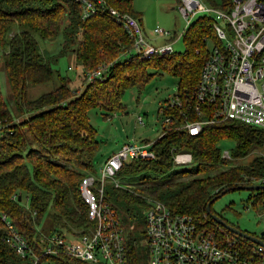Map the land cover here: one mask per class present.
<instances>
[{"label":"trees","instance_id":"obj_1","mask_svg":"<svg viewBox=\"0 0 264 264\" xmlns=\"http://www.w3.org/2000/svg\"><path fill=\"white\" fill-rule=\"evenodd\" d=\"M103 1L135 18L141 28L128 0ZM203 1L220 9L229 4V0ZM105 10L81 18L76 0H0V61L9 91L8 100L0 95V216L34 255L39 254L40 233L72 237L88 225L77 190L83 175L96 172L93 157L98 140L88 121V109L98 108L102 116L123 110V91L130 87L139 90L153 75L147 73V67L172 75L176 93L183 88L190 90L206 53L202 37L213 39L210 18L199 15L180 36L183 42L194 41V49L139 59L126 53L131 40ZM38 40L56 41V52L39 49ZM66 52L79 68L73 77L52 68ZM100 65L105 66L102 79L86 82L85 72ZM41 83L54 84L34 98H26L27 85ZM161 113L173 122L152 140L143 139L149 141L154 159L121 163L116 175L124 178L127 187L103 185V199L123 231L128 264H144L146 258L144 247L139 250L131 236L138 223L143 229V196L161 201L171 213L190 215L214 231L220 226L205 215V202L223 187L261 183L264 178V128L226 118L205 122L196 134H187L176 125L183 114L192 119V112L180 105L163 106ZM220 139L232 141L228 158L220 156ZM170 147L189 152L187 167L173 168ZM252 147L262 148V153H255L245 163L234 162ZM148 173L152 180L139 181ZM135 175L138 181H133ZM247 190L246 201L252 210L264 211V187ZM142 229L139 234L143 237ZM6 233L0 219V264H30L27 253L20 256L8 245ZM263 235L259 238L264 242ZM239 240L249 247L246 240ZM255 257L264 263V251ZM40 262L88 264L64 255L41 256Z\"/></svg>","mask_w":264,"mask_h":264},{"label":"built area","instance_id":"obj_2","mask_svg":"<svg viewBox=\"0 0 264 264\" xmlns=\"http://www.w3.org/2000/svg\"><path fill=\"white\" fill-rule=\"evenodd\" d=\"M76 2L81 18L106 9L131 40L127 54L149 59L172 51L168 31L158 27L151 29L149 36L168 39L158 45L151 44L135 18L127 13L107 6L103 0ZM176 3V10L184 22L177 38L199 15L210 18L213 36L209 38L210 45L206 47L190 90L181 89L163 105H183L185 110L192 112V119H186L183 114V120L176 127L187 134H196L205 122L230 118L264 128V0H229L223 9L201 0H177ZM206 39L202 37L204 42ZM104 68L100 65L85 72V81L102 79ZM137 120L140 122V117ZM162 121L156 136L173 122L168 114L162 115ZM148 144L149 141L144 140L122 143L102 160L95 173L79 179L77 190L88 222L82 233L72 237L40 233L39 254L34 255L26 241L1 215L7 229L5 241L18 255L27 253L30 264H44L38 263L41 256L61 258L62 255L88 264H128L123 231L110 205L103 199V185L127 187L124 181L119 183L116 171L122 162L130 159H154ZM169 154L172 165L190 162V154L185 150L170 147ZM220 156L228 158L229 153L223 150ZM259 181L264 183V178ZM142 199L145 203L142 212L144 264H264L262 260L253 259L263 253L261 246L246 241L247 248L240 243L239 237L224 228L211 231L190 215L171 213L157 199L148 196Z\"/></svg>","mask_w":264,"mask_h":264},{"label":"rangeland","instance_id":"obj_3","mask_svg":"<svg viewBox=\"0 0 264 264\" xmlns=\"http://www.w3.org/2000/svg\"><path fill=\"white\" fill-rule=\"evenodd\" d=\"M128 1L131 4V9L140 13L141 24L151 44L158 45L162 43L161 38L148 35L151 29L158 27L173 34L172 39L168 40L173 53H181L185 48L188 50L194 49V41L187 43L186 41H181V37L177 38L184 27V22L176 10L177 3L175 0ZM210 34L212 35L211 30ZM206 37L205 45L209 47L210 36L206 35ZM37 43L39 49L41 48L47 53L56 52L58 47L56 41L45 43L38 40ZM67 67H69V70ZM52 68L57 70L60 75L68 77H73L74 72L79 71L70 52H66L65 55L59 57L55 64L52 65ZM146 71L153 75L149 76L139 90L130 87L123 91L120 98L123 110L102 116L98 108L92 107L88 109V121L95 128V136L98 140L97 149L93 157V164L96 168L108 154L122 143L127 141L139 143L144 138L152 140L158 134L160 125L163 124L161 107L172 100L175 95L176 81L168 72L158 71L151 67H147ZM51 84L54 83L27 85L26 98L31 99L45 92L50 88ZM0 95L4 100H8L9 91L1 61ZM137 117H140V122ZM231 145L232 141L229 139H220L218 141L220 152L223 150L228 151ZM260 150L262 148L252 147L244 156L234 159V162L245 163L255 153L261 154ZM189 163L173 165V168L187 167ZM150 175L152 174L148 173L144 178H139V181L152 180L153 178H150ZM132 179L133 181H138L136 175ZM118 181L119 183H122V181L127 183L124 178H120ZM248 192L246 188H233L222 192L211 201V211L220 215L223 220L235 225L240 230L255 234L263 231L264 234V211L260 213L252 210V207L246 201ZM136 226L133 227L131 236L137 240L139 250L143 251V237L139 234L142 225L138 223Z\"/></svg>","mask_w":264,"mask_h":264},{"label":"water","instance_id":"obj_4","mask_svg":"<svg viewBox=\"0 0 264 264\" xmlns=\"http://www.w3.org/2000/svg\"><path fill=\"white\" fill-rule=\"evenodd\" d=\"M264 187V183H251V184H239V185H235V186H228V187H223L222 189H220L216 194H214L211 198H209L204 205V213L205 215H207L215 224L219 225L220 227L224 228L225 230H227L228 232L234 234L235 236L244 239L246 241H249L255 245L261 246L262 248H264V242L259 238L260 236L263 235V231H261L260 233H258L256 236L254 235H250L246 232H243L235 227H232L231 225L227 224L225 221H223L222 219H220L219 217H217L214 213H212L210 211V203L211 201L218 196L219 194H221L222 192L228 190V189H232V188H251V189H256V188H263Z\"/></svg>","mask_w":264,"mask_h":264},{"label":"crops","instance_id":"obj_5","mask_svg":"<svg viewBox=\"0 0 264 264\" xmlns=\"http://www.w3.org/2000/svg\"><path fill=\"white\" fill-rule=\"evenodd\" d=\"M201 1H203V0H201ZM203 3L206 4L204 1H203ZM134 12H135V11H134ZM136 13L138 14L139 23H140V26H141V28H142V30H143V32H144L145 30L143 29V26H142V24H141L140 13L137 12V11H136ZM144 33H145V32H144ZM169 34H170L171 39H172V35H173V34H172V33H169ZM160 40H161L162 42H164V41H167L168 39H166V38H165V39L161 38ZM150 42H151V41H150Z\"/></svg>","mask_w":264,"mask_h":264}]
</instances>
